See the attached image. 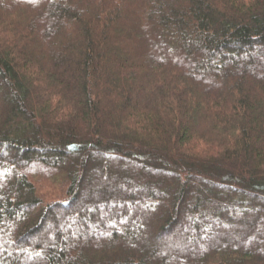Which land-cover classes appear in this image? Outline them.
Wrapping results in <instances>:
<instances>
[{
	"label": "trees",
	"instance_id": "obj_1",
	"mask_svg": "<svg viewBox=\"0 0 264 264\" xmlns=\"http://www.w3.org/2000/svg\"><path fill=\"white\" fill-rule=\"evenodd\" d=\"M0 240V264H264V0H0Z\"/></svg>",
	"mask_w": 264,
	"mask_h": 264
},
{
	"label": "rangeland",
	"instance_id": "obj_2",
	"mask_svg": "<svg viewBox=\"0 0 264 264\" xmlns=\"http://www.w3.org/2000/svg\"><path fill=\"white\" fill-rule=\"evenodd\" d=\"M37 47V46H36ZM163 52H164V50H163ZM92 159H91V164L89 165V167L87 168V170L89 171L91 168H94V166L95 165H97V164H101L102 165V162H103V160H102V158L101 157H99V156H97L96 154H92V157H91ZM106 159H110L109 157H107L106 156ZM148 172H149V170H148ZM2 179V178H1ZM97 181H101V180H103V178H101V176L99 177V176H97L96 178H95ZM89 187H91V188H96L95 186H93V185H90ZM63 189H61V188H51L50 186H48V185H46V186H44L43 187V189H42V192L44 193V196H45V198H46V200H50V199H53V198H56V197H61L62 195H63ZM167 193H168V190H167ZM63 216V217H65V218H70V216H71V211L69 210V211H67V213H64V212H62V211H60L59 212V216ZM108 225H112V223H108ZM156 225V224H155ZM149 229V233L147 234H145L144 235V240L147 242V240H148V237H149V235H151V232H152V230H151V228H152V226L150 225V227H148ZM146 230H147V228H145ZM50 230V226H47L46 227V232H48ZM176 230H179L177 227H176ZM139 232V231H138ZM179 237V235H174L172 238H169V239H173V238H178ZM52 238H54V236H52ZM94 238H97L96 236H94ZM100 238H102L101 236H100ZM99 238V239H100ZM204 240V239H203ZM36 241V240H35ZM164 241H166V238L164 239ZM232 241H236V240H232ZM34 242V241H33ZM148 244V243H147ZM2 241L0 240V248L2 249ZM48 246V245H47ZM10 251L9 252H11V251H14V250H16L15 249V247H13V245L11 246H9V248H8ZM33 247H30V248H24V247H22V250L21 251H24L25 252V254L28 256V258L29 259H31V255L33 254ZM28 259V260H29Z\"/></svg>",
	"mask_w": 264,
	"mask_h": 264
},
{
	"label": "bare ground",
	"instance_id": "obj_3",
	"mask_svg": "<svg viewBox=\"0 0 264 264\" xmlns=\"http://www.w3.org/2000/svg\"><path fill=\"white\" fill-rule=\"evenodd\" d=\"M86 195H83L82 197H85ZM81 197V196H80Z\"/></svg>",
	"mask_w": 264,
	"mask_h": 264
}]
</instances>
